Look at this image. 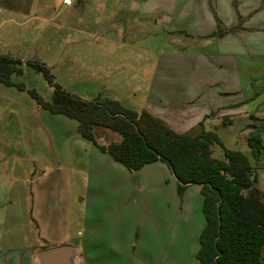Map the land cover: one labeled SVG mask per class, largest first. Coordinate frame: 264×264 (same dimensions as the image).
I'll return each instance as SVG.
<instances>
[{"label": "rangeland", "instance_id": "obj_1", "mask_svg": "<svg viewBox=\"0 0 264 264\" xmlns=\"http://www.w3.org/2000/svg\"><path fill=\"white\" fill-rule=\"evenodd\" d=\"M225 4L81 0L66 7L63 0H0V56L23 60V73L11 76L15 85L0 81V264H33V252L71 245L85 236L99 252H109L110 260L119 253L113 264H169L179 254L187 260L192 256L198 244L192 232L187 243L176 242L175 233L171 239V229L187 223V217L185 207L181 210L184 193L167 163L130 171L84 138L78 120L51 113L29 91L51 102L57 84L85 100L117 99L136 111L175 118L180 131H186L191 121L202 118V110L211 111L214 95L217 103L239 100L236 93H222L231 92L222 86L224 77L236 74L224 64L228 61L222 59L219 40L211 36L194 44L196 35L186 32L208 30L217 19V34H225ZM253 6L250 23L264 36V0ZM238 40L239 51L264 52L263 43ZM29 60L47 67L52 82ZM261 76L253 72L240 80L256 82ZM208 98L210 103L197 104ZM260 99L227 111L230 124L212 116L197 125L248 155L258 174L255 184L264 191V157L257 162L246 132L250 123L264 125L258 116L251 117L260 110ZM96 131L103 143L118 139L106 128ZM212 149L215 158H224L218 143ZM53 219L62 234L42 239ZM189 221L192 229V214Z\"/></svg>", "mask_w": 264, "mask_h": 264}, {"label": "trees", "instance_id": "obj_2", "mask_svg": "<svg viewBox=\"0 0 264 264\" xmlns=\"http://www.w3.org/2000/svg\"><path fill=\"white\" fill-rule=\"evenodd\" d=\"M26 62L52 82L47 67L38 61ZM22 64L20 58L0 56V81L15 85L11 76L23 73ZM18 86L25 89L23 84ZM29 92L51 113L78 120L84 138L130 171L162 161L178 179L181 194L188 186L201 187L206 224L196 254L199 264H264V191L256 186V167L244 152L226 147L215 131L181 134L163 118L146 109H130L117 99L85 100L57 84L51 102L35 90ZM101 127L118 134V139L99 141L96 128ZM248 127L249 146L258 160L264 154L263 137L256 124ZM214 143L223 148V159L213 156Z\"/></svg>", "mask_w": 264, "mask_h": 264}, {"label": "crops", "instance_id": "obj_3", "mask_svg": "<svg viewBox=\"0 0 264 264\" xmlns=\"http://www.w3.org/2000/svg\"><path fill=\"white\" fill-rule=\"evenodd\" d=\"M75 1H76V4H78V5L81 4V0H74L73 5L68 6V7L75 6L76 5ZM234 1L236 3H234ZM238 1L240 3L241 9H243L244 12H241L240 9L238 8V6H235V4H237L236 0H226L225 5L228 9L229 17H226V18H224V20L222 19L221 21L223 23L225 22L224 24H225V28H226L227 33L225 32V34H221V35L217 34V30H218L217 19L214 20V22L210 23L211 27L208 30H202V27H199V28H191L186 32L188 34H191V35L192 34L196 35L194 38H191V40H192L191 42H194V44L205 42L204 40L205 39H208V40L211 39V36H214L212 38H215V40H219V44H220L222 51H223V52L221 51V53L224 54L222 59L223 60L227 59V61H228V62H224V64L228 63L230 69H233L234 73L236 74L234 78L233 77L232 78L224 77L225 79L223 80V84H222V82H221V84L223 87H229V89H231V92L226 91V92H222V93L223 94L236 93L239 97L238 98L239 100H237L236 102H233L232 100H230L229 102L223 101L221 103H217L216 100L214 99V98H216V96L214 95L213 99H212V100H214L213 101L214 104L211 106V111L208 113L205 110H202L203 111L202 118L196 119V120H194V122L191 121V124H189L190 126L187 128L186 131H183V132L180 131L178 123H177L175 118H173V119L171 117L167 118V119L163 118L178 133L188 134L191 136L200 135L206 130L201 132L200 128L202 127V125H197V124L200 123L202 121V119L205 118V120H206L207 118L212 117V116L217 117L218 119L221 118L225 122V124H230L232 122V117L226 116L227 111H230V113H233V111H235L239 107H242L246 103H250L253 100H257L260 98H261L260 101L256 103L259 106L260 110H256V112L254 111L253 113H251V117L258 119L256 117V116H258L259 119L263 120V122H264V52L252 54L253 52L252 53L243 52V51H239L237 48L238 47L237 41H239L238 39L250 40V41H252V43H255V44H259V43L264 44V36L260 35L258 32L254 31L255 27L258 28V25H254V24L250 23V21L253 19L252 18L250 20V16H252V13H251L252 12L251 11L252 6L254 4H256L257 2H260L261 0H252L251 3H248V0H238ZM135 4H136V2L132 3V5H135ZM65 6L67 7V5H65ZM234 6L236 7V10L234 9ZM253 10H254V6H253ZM235 15H237L239 17V20H241V21L238 22V18H235ZM241 24H242V26H241ZM240 27H242V28H240ZM244 33H245V35H243ZM256 33H257V35H256ZM232 42H234V44H232ZM255 64L258 65L257 68H255V66H254ZM253 72H255V74H261L262 75L261 79L257 80L256 82L249 81V79H247V78L246 79L243 78V80H240L241 75L242 76L245 75V77H247V76L253 74ZM233 90L235 92H233ZM222 93H220V95ZM210 101H211V99L208 98L205 103L199 102L197 104L205 105L206 103H210ZM190 103L195 105L196 100L190 101ZM199 107L203 108L204 106H199ZM190 113H191V111L188 114H190ZM255 113H256V115H255ZM195 114H196V112H195ZM250 124H253V123H250ZM254 124H256L258 126L257 123H254ZM259 129L261 131V134L263 137V142H264V125L262 128H259ZM246 130H247L246 132H247V136H248L247 141H248V145H249V134H250L251 129L247 128ZM191 132H192V134H191ZM93 145L96 146L97 148H99L97 145H95V144H93ZM106 153H108V152H106ZM262 155L264 157V154H262ZM262 155H261V157H262ZM261 157L257 160V162H259ZM248 158L251 161L249 156H248ZM157 162H159V161H157ZM157 162H154V163H157ZM150 164H153V163H150ZM150 164H147V165H150ZM191 190H193V191H191ZM203 199L204 198H203V195L201 193V187L199 185L188 186L187 189L185 190L183 197H182L181 210H182V208L185 207L184 211L186 213L187 223H182L181 225L177 224L178 226L176 225L175 227H173L171 229V232H173L171 239L173 238V235L175 233L176 242L187 243V239L190 236V232H192L194 234L195 238L198 240V244H197L196 248H193L191 250V254L192 253L193 254H192V256H189L188 260L184 257V253H182V254H179L175 260H172L171 262H169V264H199V261L196 257V254H197L199 247H200V235H201V232H202V230L206 224L205 216L203 213ZM191 214H192V221L194 223V227H192V229H191L190 221H189ZM52 226H53L52 228L51 227L48 228L47 234H45L42 239H51V238L54 239L55 238L54 234L56 231H58L56 219L55 220L53 219ZM157 230L158 229H156V231ZM61 234H62V232L60 233L58 231V235H61ZM181 234H183L182 239L180 238ZM185 234H186V236H184ZM56 245H58V244H56ZM94 245L95 244L89 239L88 236H85L84 238H79L78 240H77V238H74V243L71 244L70 246H73L77 249L78 258H77L75 264H113V262L111 260H113V258H115V257H117V258L120 257L119 253L114 252L112 254V258L110 260L111 256L109 257V252H107V251L99 252L97 247H95ZM113 247L116 248L115 245H113ZM43 249H47V248H43ZM38 252L39 251H36V252H33V254H32L33 264H38V260H37Z\"/></svg>", "mask_w": 264, "mask_h": 264}, {"label": "water", "instance_id": "obj_4", "mask_svg": "<svg viewBox=\"0 0 264 264\" xmlns=\"http://www.w3.org/2000/svg\"><path fill=\"white\" fill-rule=\"evenodd\" d=\"M78 258L77 249L70 245H60L38 252V264H75Z\"/></svg>", "mask_w": 264, "mask_h": 264}, {"label": "built area", "instance_id": "obj_5", "mask_svg": "<svg viewBox=\"0 0 264 264\" xmlns=\"http://www.w3.org/2000/svg\"><path fill=\"white\" fill-rule=\"evenodd\" d=\"M63 3L67 6H72L74 3V0H63Z\"/></svg>", "mask_w": 264, "mask_h": 264}]
</instances>
